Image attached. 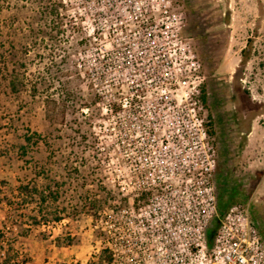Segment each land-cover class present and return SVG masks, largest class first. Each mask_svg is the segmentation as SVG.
<instances>
[{
  "label": "rangeland",
  "instance_id": "rangeland-1",
  "mask_svg": "<svg viewBox=\"0 0 264 264\" xmlns=\"http://www.w3.org/2000/svg\"><path fill=\"white\" fill-rule=\"evenodd\" d=\"M0 6L2 49L14 45L16 58L44 82L36 92L11 93L0 79V198L19 182L44 184L35 170L49 165L60 187L48 206L62 217L33 226L35 203L17 212L0 201V248H13V264H169L170 252L192 248L191 221L201 220L203 209L210 249L232 206L248 211L264 242V0H0ZM175 44L200 65L205 105L199 91L185 106V89L162 78L154 93L142 84L174 71L179 59L168 52ZM246 46L251 55L243 64ZM124 98L132 106L122 109ZM50 100L59 103L53 126L46 119ZM193 101L204 137L195 122H181ZM149 118L158 124L157 142L143 139L148 129L139 126ZM31 133L48 146L28 145L21 155Z\"/></svg>",
  "mask_w": 264,
  "mask_h": 264
},
{
  "label": "built area",
  "instance_id": "built-area-1",
  "mask_svg": "<svg viewBox=\"0 0 264 264\" xmlns=\"http://www.w3.org/2000/svg\"><path fill=\"white\" fill-rule=\"evenodd\" d=\"M168 55L169 57L177 56L179 59L177 63H173L176 67L174 71L171 72L168 68L160 75L159 78H156L154 75L152 78L143 81L142 84H147L148 89H150V92L148 93H154L155 89H158V83L156 80L160 81L161 78L168 81L169 85L177 86L178 89L184 88L185 93L184 100L182 102H185V106H188L190 105L188 104V101H191L192 96L194 97L198 95L200 91V85L202 83V76H200L199 73L200 65L192 52L184 45L177 46V44H175V48L172 50V53L170 54L168 52ZM157 58L158 56L154 57L155 60H157ZM154 69L155 68L153 66L152 69H149L148 67L146 70L152 72ZM161 82L163 83L164 81ZM152 86H154V88H152ZM172 91H177V89ZM156 98V102L161 99L158 97ZM131 102L132 101L127 98L122 99V109L132 106ZM170 103H173V101H168L167 105L169 106V110L175 112ZM197 104L198 103L196 101L191 103L193 107L184 112V115L188 118V120H186V122H181L186 126L190 123V121L193 122V125L195 122V130L204 137L205 133L201 126L202 120L198 121L197 118V113L201 108L197 107L196 111ZM164 105L166 104L163 101L162 106L160 105L161 108H163ZM181 105L182 103L179 102V104H176V107ZM143 109V107H140V110ZM154 110L155 106L152 107L151 111L149 108L147 111L148 113H151L154 112ZM140 112L142 111H139V113ZM142 118L147 119L148 117L142 116ZM149 119L150 120L144 122L142 121V126H139L138 124H136V126L148 129V132L146 133L147 138H143L144 140L147 142H157L155 131L158 128V124L153 123L151 125V121H153V119ZM175 125L179 129L182 127L179 122ZM207 207H209L210 211H214V205L212 202L207 203L206 208ZM208 216L209 214H206V211L203 209L202 214L199 216L201 220L195 218L191 221L192 224L197 226L195 230L197 237L192 244V248H182L175 253L170 252L171 258L169 259V264H264V242L262 241L256 226L251 221L246 209L241 206H232L222 215L210 249H208L209 246L206 236L201 232L202 225H204L207 221V219L204 218ZM185 220H187V218H185Z\"/></svg>",
  "mask_w": 264,
  "mask_h": 264
},
{
  "label": "trees",
  "instance_id": "trees-1",
  "mask_svg": "<svg viewBox=\"0 0 264 264\" xmlns=\"http://www.w3.org/2000/svg\"><path fill=\"white\" fill-rule=\"evenodd\" d=\"M48 9V7L46 8ZM50 9L52 6L50 4ZM3 11L2 6H0V13ZM50 11V10H49ZM52 14L54 13L51 11ZM5 26V22L0 21V38L2 35V29ZM3 43L0 42V79L6 82V85L11 93H20L26 91L36 92L38 87L42 85V80L38 77H34L31 72L28 70L26 64L16 58L15 46L12 45L10 48L12 50L5 51L2 49ZM25 48V47H24ZM14 51V52H13ZM251 49L246 46L241 50L242 63L250 58ZM201 103H205V92L204 88L200 89L198 96ZM45 102L48 103L47 100ZM51 105L46 109V119L51 126L56 124L59 118V103L54 100H50ZM205 105V104H204ZM24 141L26 145L20 146V149L23 151L21 155H25V149L28 145L37 146L39 143H42L44 146H48L46 140L37 133H31L24 136ZM48 165V163H47ZM52 168L49 165L46 166H37L35 170V176L44 180V184L38 186L35 180H30L26 182H19L18 185L12 190L9 196L5 194L0 198L1 202H4L9 209H13L17 212L22 211L25 208V205L30 203H35L37 206L36 214L28 216L30 225H41L42 223L47 225L49 223H57L62 220V217L59 215V211L54 209L51 211L50 206H48L49 199L53 201H58L59 199V181L55 180L53 177H50ZM54 187V190H53ZM15 207V208H14ZM223 208L219 207V211L222 212ZM56 210V211H55ZM53 212V213H52ZM19 213L18 215H20ZM25 216L24 214L22 215ZM1 234V232H0ZM213 238L212 231L208 232V242L211 243ZM14 252L13 248L8 245L7 248H0V264H13L14 261Z\"/></svg>",
  "mask_w": 264,
  "mask_h": 264
}]
</instances>
